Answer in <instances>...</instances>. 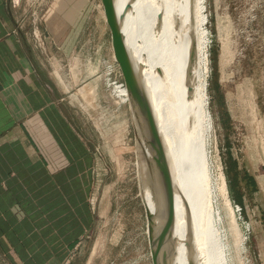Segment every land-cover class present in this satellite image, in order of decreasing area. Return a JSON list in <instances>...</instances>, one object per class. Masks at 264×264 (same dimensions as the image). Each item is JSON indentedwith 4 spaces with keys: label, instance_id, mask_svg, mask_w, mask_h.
Masks as SVG:
<instances>
[{
    "label": "rangeland",
    "instance_id": "rangeland-1",
    "mask_svg": "<svg viewBox=\"0 0 264 264\" xmlns=\"http://www.w3.org/2000/svg\"><path fill=\"white\" fill-rule=\"evenodd\" d=\"M103 1L12 4L24 32L42 39L45 64L72 109L74 126L97 157L90 196L96 224L71 264H153L143 204L148 170L128 100L116 93V86L122 93L126 89L118 86L123 78ZM201 3L210 42L207 171L219 201L223 174L233 208L235 203L242 208L241 215L236 211L241 238L228 228L224 233L227 260L264 264V191L252 193L255 186L244 176L254 147L264 148V0ZM0 264L6 263L0 258Z\"/></svg>",
    "mask_w": 264,
    "mask_h": 264
},
{
    "label": "crops",
    "instance_id": "crops-1",
    "mask_svg": "<svg viewBox=\"0 0 264 264\" xmlns=\"http://www.w3.org/2000/svg\"><path fill=\"white\" fill-rule=\"evenodd\" d=\"M35 37L24 32L12 0H0V258L71 264L96 224L90 196L97 157L74 126ZM251 153L244 176L258 194L264 148ZM240 202L246 208L242 195Z\"/></svg>",
    "mask_w": 264,
    "mask_h": 264
},
{
    "label": "bare ground",
    "instance_id": "bare-ground-1",
    "mask_svg": "<svg viewBox=\"0 0 264 264\" xmlns=\"http://www.w3.org/2000/svg\"><path fill=\"white\" fill-rule=\"evenodd\" d=\"M119 3L125 11L129 43L136 61L143 65L154 116L182 194V198L178 196L169 180L159 185L160 239L173 264H191V252L197 264H228L225 230L235 234V239L241 237L223 174L220 202L207 171L210 42L201 0ZM116 57L121 60L119 54ZM118 94L129 102L127 89ZM139 144L150 177L151 155L144 140ZM147 187L143 196L149 202Z\"/></svg>",
    "mask_w": 264,
    "mask_h": 264
},
{
    "label": "water",
    "instance_id": "water-1",
    "mask_svg": "<svg viewBox=\"0 0 264 264\" xmlns=\"http://www.w3.org/2000/svg\"><path fill=\"white\" fill-rule=\"evenodd\" d=\"M103 4L111 30L115 59L128 92V103L137 138L139 143L141 139L144 140L152 159V173L147 184L149 202L143 197L152 262L153 264H173L158 233L159 185L162 181L169 180L178 196L182 198V194L175 182L167 148L154 116L143 75V65L136 61L134 50L127 37L125 11L121 10L119 0H104ZM116 54L121 56L120 61L117 60ZM191 264H197L194 252H191Z\"/></svg>",
    "mask_w": 264,
    "mask_h": 264
},
{
    "label": "built area",
    "instance_id": "built-area-1",
    "mask_svg": "<svg viewBox=\"0 0 264 264\" xmlns=\"http://www.w3.org/2000/svg\"><path fill=\"white\" fill-rule=\"evenodd\" d=\"M37 39H38V37H37ZM118 86H120V87H125L124 83H121V84H119ZM116 87H117V86H116ZM118 92H120V91L116 90L117 96H118L119 98H121V95H119ZM121 99H122V98H121ZM235 208H236L237 213H238L239 215H241V214H242V208H241V206L235 203Z\"/></svg>",
    "mask_w": 264,
    "mask_h": 264
},
{
    "label": "trees",
    "instance_id": "trees-1",
    "mask_svg": "<svg viewBox=\"0 0 264 264\" xmlns=\"http://www.w3.org/2000/svg\"><path fill=\"white\" fill-rule=\"evenodd\" d=\"M232 165L234 166V163Z\"/></svg>",
    "mask_w": 264,
    "mask_h": 264
}]
</instances>
